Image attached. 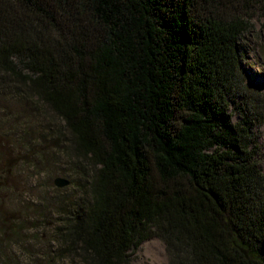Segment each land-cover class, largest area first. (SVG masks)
I'll list each match as a JSON object with an SVG mask.
<instances>
[{"label":"trees","instance_id":"16d2710c","mask_svg":"<svg viewBox=\"0 0 264 264\" xmlns=\"http://www.w3.org/2000/svg\"><path fill=\"white\" fill-rule=\"evenodd\" d=\"M256 17L264 0H0V104L51 110L83 165L49 264H132L152 236L170 264H264Z\"/></svg>","mask_w":264,"mask_h":264},{"label":"rangeland","instance_id":"374dc122","mask_svg":"<svg viewBox=\"0 0 264 264\" xmlns=\"http://www.w3.org/2000/svg\"><path fill=\"white\" fill-rule=\"evenodd\" d=\"M254 26L242 43L243 62L246 81L264 93V18L256 17ZM21 100L6 97L9 107L0 104V264H49L46 258L58 249L56 206L81 195L83 165L70 158L73 144L63 120L41 103L32 109ZM232 119H239L238 112L233 111ZM259 141L264 150V124ZM57 177L70 184L57 187ZM131 260L170 264L157 236L131 251Z\"/></svg>","mask_w":264,"mask_h":264},{"label":"water","instance_id":"95a60500","mask_svg":"<svg viewBox=\"0 0 264 264\" xmlns=\"http://www.w3.org/2000/svg\"><path fill=\"white\" fill-rule=\"evenodd\" d=\"M54 183L57 187H64L70 184V180L65 177H57L55 178Z\"/></svg>","mask_w":264,"mask_h":264}]
</instances>
